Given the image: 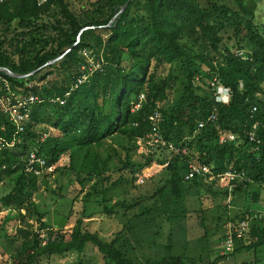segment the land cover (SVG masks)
I'll return each instance as SVG.
<instances>
[{
  "label": "trees",
  "instance_id": "16d2710c",
  "mask_svg": "<svg viewBox=\"0 0 264 264\" xmlns=\"http://www.w3.org/2000/svg\"><path fill=\"white\" fill-rule=\"evenodd\" d=\"M90 1L81 13L71 0L0 3V100L37 98L23 132L0 108V206L8 210L0 249L19 242L10 264L80 256L89 244L103 264H232L230 257L264 254V0L253 9L245 0ZM53 72L60 84L47 87ZM219 84L230 90L228 102L216 101ZM138 140L153 142L142 161L134 159ZM33 148L47 166L69 156L67 172L82 196L73 227L62 228L72 224L69 214L51 228L36 205L48 174L26 172ZM192 161L225 186L205 190L206 176L187 179ZM153 163L164 165L161 183L129 198L124 188ZM229 196L227 205L216 201ZM92 204L121 224L110 238L86 230ZM191 213L203 232L193 242ZM11 221L20 225L9 234ZM245 221L247 231L239 228ZM229 225L233 249L226 251ZM215 240L222 250L211 259Z\"/></svg>",
  "mask_w": 264,
  "mask_h": 264
},
{
  "label": "rangeland",
  "instance_id": "374dc122",
  "mask_svg": "<svg viewBox=\"0 0 264 264\" xmlns=\"http://www.w3.org/2000/svg\"><path fill=\"white\" fill-rule=\"evenodd\" d=\"M73 2V9L81 13V8L89 6L91 1L89 0H71ZM245 4L249 9H253L256 0H245ZM263 3L260 4V7ZM261 12V11H260ZM227 44L231 46L232 43H229L226 41ZM236 50V49H235ZM48 73V71H45L43 74ZM47 87L49 86H58L60 84V78H58L57 73H52L49 75H46V78L44 80ZM223 85L219 84L217 87V90H221ZM138 145V151L137 154L134 156V159L137 161H142V159L147 158L149 156L150 152V145L148 143L146 144H140L137 142ZM122 159L124 158V152H120ZM65 160V161H64ZM69 156L64 155L61 157V160L54 165V168L57 170L55 172V169L53 173L47 176V183L46 185H41L40 191L34 196V201L36 202V205H38V208L41 212L47 213L45 217V221L49 224V226L55 230L60 229L61 227L58 226V223H60L63 220H66L69 214H71L70 221H72L71 225L62 227L64 229H68L70 227H73L75 222L78 218L81 217L82 212V202L81 195H80V187L75 182V177L72 173H68V165H69ZM59 169V170H58ZM160 167L159 164L153 163L147 167H144L139 173L136 174L137 179L132 185H128L124 188L125 194H128L129 198H142L145 196L150 195L153 193V191L156 189V187L161 183V176L159 172ZM210 173L206 175L204 184L206 185L205 190L208 189L210 183L213 182L214 179H218L219 175H214L211 171V168H209ZM148 172V177L145 180L138 179L139 176L142 175V173ZM157 172V173H156ZM155 173V174H154ZM115 175L114 177H116ZM154 176L152 179L151 177ZM159 176V177H158ZM158 177V178H157ZM225 183L223 181H219L216 183L213 182V187L219 188L224 187ZM140 185V186H136ZM49 189L48 191H46ZM122 190V189H121ZM205 190L203 191L205 193ZM204 196V195H203ZM76 200L75 204L73 205L74 201ZM196 199L194 197L189 198V204L192 208L196 209L198 207V204H196ZM217 202L220 201L222 204H229L230 196L228 199L224 198H218L216 200ZM208 204H214V199L209 197L207 201H205ZM74 207V208H73ZM72 209V211H71ZM71 212V213H70ZM102 207L100 205H90L87 209V215H86V230H89L91 233H97L103 238H110L117 230L120 228V223L117 219H111L107 217H101ZM8 213V210H3L0 206V219L5 217ZM190 226L193 228L192 230H196L197 232L194 233V235L189 236V239L192 240V242L197 239L201 238L203 235V232L200 228L197 227V223L195 221V218H197V215L194 213H191L190 215ZM1 222V221H0ZM35 224V221H30ZM19 222L11 221L7 228L8 233H15L17 226H19ZM37 226V225H36ZM229 229H232V225L228 226V229H226V234H228ZM164 231H168L166 228H164ZM44 235V233H43ZM218 239V237H217ZM1 241V240H0ZM216 241V240H215ZM212 242L211 245L213 247L212 251L210 252V258L214 259L218 255L216 252H220L222 250L221 246L223 245L222 242ZM165 242L164 240L162 241ZM3 250L5 253H3L2 249H0V264H10V255L13 252V250L16 248V246L19 244V242H15L13 245L8 246V241H3ZM198 248V251L200 253V248L202 245L196 246L195 244L192 245ZM225 246V245H224ZM195 247H192L194 249ZM220 248V249H219ZM156 248L153 249H146L144 251V255L146 257H154L156 253ZM197 252V250H196ZM142 255V253L140 252ZM103 264L101 261V255L97 252L94 246L89 244L84 251L82 255H78L76 253H72L70 255L66 256H57L54 255L52 257H44L39 261V264ZM245 262H250L252 264H264V254L259 253L257 257H255L252 254H241V256H238L237 260L233 258H228L227 263L232 264H242ZM222 264V263H221ZM225 264V263H223Z\"/></svg>",
  "mask_w": 264,
  "mask_h": 264
},
{
  "label": "built area",
  "instance_id": "2783aa9c",
  "mask_svg": "<svg viewBox=\"0 0 264 264\" xmlns=\"http://www.w3.org/2000/svg\"><path fill=\"white\" fill-rule=\"evenodd\" d=\"M7 0H0V3H3ZM46 0H39V3H43ZM80 82V81H79ZM242 87V84H241ZM231 92L228 88L222 86L221 90H217L215 92V97L217 102H228L230 99ZM37 101V98L33 95H29L28 97H21V96H16L14 99L8 97L6 101L0 100V108L9 115L10 120L17 125L18 132H23L24 131V125L27 123L31 122V117H32V104ZM61 104L64 103V101H60ZM136 107H139V104L136 105ZM254 111L256 108L253 109ZM158 113L155 114L153 119L158 118ZM214 118V116L212 117ZM204 126V123L201 121L199 122V128H202ZM256 127V126H254ZM254 133L251 135V139L254 140ZM47 134H44L42 139L46 138ZM229 139L234 140L235 136L233 134H229ZM140 144H146L152 145V143H157L158 139H154L153 142H145L144 140H138ZM4 143L0 140V150L3 147ZM172 147V146H171ZM25 162V170L26 172L29 173H34L37 176H43L44 174L50 175L54 171V166H47V161L43 157L39 156L38 149L33 148L28 156L24 159ZM160 169L164 167V165H159ZM189 173L186 176L187 179H191L196 175H202L206 176L207 174L210 173L209 167L203 164H200L198 161H192L190 162L189 165ZM227 176L233 178V175L231 173H227ZM148 172L142 173L141 176H139V180H145L148 177ZM221 175H219V178ZM240 229L246 230L248 229V222H242V224L239 227ZM239 228H236L235 231L237 232L238 237L241 236V232L238 231ZM44 237V235H41ZM232 238H231V231L229 229V232L227 234V241L224 246L226 251H231L233 249L232 247Z\"/></svg>",
  "mask_w": 264,
  "mask_h": 264
},
{
  "label": "water",
  "instance_id": "95a60500",
  "mask_svg": "<svg viewBox=\"0 0 264 264\" xmlns=\"http://www.w3.org/2000/svg\"><path fill=\"white\" fill-rule=\"evenodd\" d=\"M125 7H126V6H124V7L122 8V11L125 10ZM50 63H52V62H50ZM7 72H9V71H7ZM33 73H34V72H33ZM33 73H32V74H33ZM10 74L13 75L12 73H10ZM18 76H19V77H25V76H20V75H18ZM27 76H28V75H27Z\"/></svg>",
  "mask_w": 264,
  "mask_h": 264
},
{
  "label": "clouds",
  "instance_id": "9594fccd",
  "mask_svg": "<svg viewBox=\"0 0 264 264\" xmlns=\"http://www.w3.org/2000/svg\"><path fill=\"white\" fill-rule=\"evenodd\" d=\"M230 98H231V96H230ZM65 161V160H64Z\"/></svg>",
  "mask_w": 264,
  "mask_h": 264
}]
</instances>
